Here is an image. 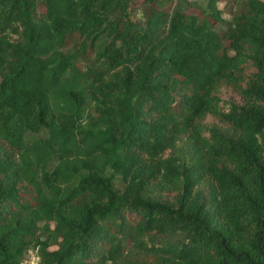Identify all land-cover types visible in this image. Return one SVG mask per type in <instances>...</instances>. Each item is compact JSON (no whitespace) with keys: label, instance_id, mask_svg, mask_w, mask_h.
<instances>
[{"label":"trees","instance_id":"trees-1","mask_svg":"<svg viewBox=\"0 0 264 264\" xmlns=\"http://www.w3.org/2000/svg\"><path fill=\"white\" fill-rule=\"evenodd\" d=\"M30 250L264 264V0H0V264Z\"/></svg>","mask_w":264,"mask_h":264},{"label":"rangeland","instance_id":"rangeland-1","mask_svg":"<svg viewBox=\"0 0 264 264\" xmlns=\"http://www.w3.org/2000/svg\"><path fill=\"white\" fill-rule=\"evenodd\" d=\"M217 6L219 9H221V11H222L221 16L224 18L229 17L228 11L234 9V6L232 3H226L225 5L223 3H220ZM134 16L136 17V20H140L141 8L139 5L137 6L136 11L134 12ZM204 123L207 125H210L212 123V121L207 118L204 120ZM24 260H25V264H35L37 261V258L35 257L34 251L30 250L27 253H25Z\"/></svg>","mask_w":264,"mask_h":264}]
</instances>
